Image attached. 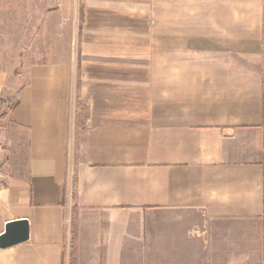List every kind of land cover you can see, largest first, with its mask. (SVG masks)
<instances>
[{"label":"crops","instance_id":"1","mask_svg":"<svg viewBox=\"0 0 264 264\" xmlns=\"http://www.w3.org/2000/svg\"><path fill=\"white\" fill-rule=\"evenodd\" d=\"M45 1L76 52L0 68V264H264V0Z\"/></svg>","mask_w":264,"mask_h":264},{"label":"rangeland","instance_id":"2","mask_svg":"<svg viewBox=\"0 0 264 264\" xmlns=\"http://www.w3.org/2000/svg\"><path fill=\"white\" fill-rule=\"evenodd\" d=\"M219 1L220 7H224L225 2ZM19 3V0H0V68H8L17 75L24 68L26 61L38 58L39 54L42 55L43 61L51 60L52 54L54 59L69 54L73 58L76 52L72 44L73 34L52 33V30H56L57 18L50 16V3L43 1L42 16L38 18L26 16V12L20 10ZM238 7L242 8V4L236 0L235 12ZM225 14L224 8L220 15ZM216 22L218 25L233 24L238 27L259 24V19L235 16L231 20L225 16L219 17ZM10 79L12 85H20L23 81L17 83L13 77Z\"/></svg>","mask_w":264,"mask_h":264},{"label":"water","instance_id":"3","mask_svg":"<svg viewBox=\"0 0 264 264\" xmlns=\"http://www.w3.org/2000/svg\"><path fill=\"white\" fill-rule=\"evenodd\" d=\"M28 223L26 220L11 222L5 232L0 235V247H7L22 242L28 237Z\"/></svg>","mask_w":264,"mask_h":264}]
</instances>
